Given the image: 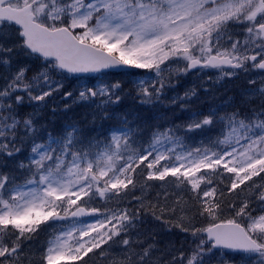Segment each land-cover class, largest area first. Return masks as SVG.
I'll list each match as a JSON object with an SVG mask.
<instances>
[{"label": "snow or ice", "instance_id": "obj_1", "mask_svg": "<svg viewBox=\"0 0 264 264\" xmlns=\"http://www.w3.org/2000/svg\"><path fill=\"white\" fill-rule=\"evenodd\" d=\"M0 264H264V0H0Z\"/></svg>", "mask_w": 264, "mask_h": 264}, {"label": "trees", "instance_id": "obj_2", "mask_svg": "<svg viewBox=\"0 0 264 264\" xmlns=\"http://www.w3.org/2000/svg\"><path fill=\"white\" fill-rule=\"evenodd\" d=\"M221 93H223V91H220Z\"/></svg>", "mask_w": 264, "mask_h": 264}]
</instances>
